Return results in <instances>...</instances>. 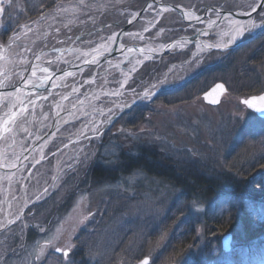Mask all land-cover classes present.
<instances>
[{
    "label": "rangeland",
    "instance_id": "obj_1",
    "mask_svg": "<svg viewBox=\"0 0 264 264\" xmlns=\"http://www.w3.org/2000/svg\"><path fill=\"white\" fill-rule=\"evenodd\" d=\"M157 1L168 2L0 0V78L15 86L40 63L28 88L0 97V156L14 162L46 137L0 171V264H264V195L196 194L222 178L264 191V118L242 103L264 90V28L227 47L224 34L235 19L224 12L259 0H170L184 17ZM149 47L161 50L145 58ZM218 82L212 105L203 95ZM142 151L161 159L154 172H123Z\"/></svg>",
    "mask_w": 264,
    "mask_h": 264
},
{
    "label": "trees",
    "instance_id": "obj_2",
    "mask_svg": "<svg viewBox=\"0 0 264 264\" xmlns=\"http://www.w3.org/2000/svg\"><path fill=\"white\" fill-rule=\"evenodd\" d=\"M9 33H4L3 37H8ZM141 153H144L143 155L141 154L140 157H136L134 159H129L126 164V162L124 163V161H121V166L122 167H126L123 168V172L127 170V167L132 166V163H138V168H142L143 170H146L148 172H154L153 169H156V165L153 164V161H161L160 158H158V154L156 152L150 151V152H145L142 151ZM152 159V162L150 161ZM148 161L149 163L147 164ZM93 174H99L100 173V169H97V167H94V169L92 170ZM111 176V175H109ZM233 180H231L230 178H222L221 180L219 179H214L212 180V182H209V180H207V182L203 185V188L199 189V191L196 193L198 195H203L204 197L208 198V197H212L214 196L216 193L218 192H225L229 195H239V197H241L242 195H250V196H255L256 197H260L261 195H264V191L260 190H253L251 187L250 182H246L245 180L240 181L239 183H235V185L232 183ZM234 185V186H233ZM253 237V236H252ZM248 240H251V242H249ZM245 242H249L248 243V249H252L253 247V243H256V241L254 239H251V237H248L246 239ZM256 248H259V246H255L252 250L253 252L256 250ZM250 254V253H249Z\"/></svg>",
    "mask_w": 264,
    "mask_h": 264
},
{
    "label": "water",
    "instance_id": "obj_3",
    "mask_svg": "<svg viewBox=\"0 0 264 264\" xmlns=\"http://www.w3.org/2000/svg\"><path fill=\"white\" fill-rule=\"evenodd\" d=\"M157 2H159V1H157ZM159 3H160V2H159ZM160 4H162V3H160ZM165 5L168 6V7H170V8H172V9H175V10L178 11L179 14H181L183 17H184V13L187 11L185 8H182V7H180V6H178V5H175V4H165ZM262 7H264V0H259V2H258V4L256 5V7L253 8V9H251V10L248 11V12H232V13H230V12H224V15H225V17H226V16H229V15H230V16L232 15V16H235V17H239V18L246 19V18H248V17L250 18L251 16L255 15L259 10L262 9ZM142 12H144V10L141 11L140 14H142ZM138 17H139V16H137V19H138ZM133 21H134V20H133ZM131 25H132V21H129V23H128L127 25L124 26V29L122 30V33L125 32L126 29L129 28ZM122 33H121L120 36H122ZM119 44H120V37H119V39H118L116 45H119ZM173 44H175V42L168 43L167 45H165V47H171ZM32 66H33V65H32ZM32 66H30V68L28 69V71L26 72V74L21 78L19 84L15 85L13 88H5V89L0 88V97H2V96H1V92L3 93L4 90H5V91H6V90L8 91V90H10V89H14L15 91H19V90H21V89H22V86H24V81H25V79L27 78L29 72H31V70H32ZM72 68L75 69V68H77V66H76V67H72ZM72 68H71L70 70H72ZM59 74H60V72H56V73H54L53 78H54V76H57V75H59ZM218 85H222L223 87H222V88L217 87ZM29 86H30V85L26 84V86H24V87H25V88H28ZM225 90H226V85H225L223 82H218V83H216V84H215L210 90H208V91L203 95V96H204V99H205V101H206L207 103H209V104H212V105H218V104L220 103L221 99H222V95L225 93ZM3 96H4V95H3ZM262 96H264V91H263L262 93H260V94L252 95V96H249L248 98L242 99V103L245 104V103H244L245 100H250V99H252L253 97H262ZM253 103L259 105V104H261V103H264V101L255 100V101H253ZM245 105H246V104H245ZM246 106H247L248 109H250V110H252L253 112H255L258 116L264 118V113L257 112V111H255L254 109L249 108L248 105H246ZM230 240H231V235H227V236L225 237V239H224V241H225V247H224L225 250H230ZM57 252L60 253V252H62V250H61V249H57ZM68 252H69L68 250L65 251V253H68ZM145 260L149 261V258L146 257V258L144 259V261H145ZM144 261H143V263H144Z\"/></svg>",
    "mask_w": 264,
    "mask_h": 264
},
{
    "label": "bare ground",
    "instance_id": "obj_4",
    "mask_svg": "<svg viewBox=\"0 0 264 264\" xmlns=\"http://www.w3.org/2000/svg\"><path fill=\"white\" fill-rule=\"evenodd\" d=\"M191 15V14H190ZM187 17H189V16H187ZM190 18H191V16H190ZM216 20H211V21H208V28H206V30H210L211 31V29L213 28V26H215V24H216V22H215ZM230 23V25L232 26L231 27V29H230V31H226L224 34H227V35H230L231 36V40H230V42H228V43H226L227 45L225 46V47H227V46H231V45H234V43L238 40V39H235L234 40V42H232L233 41V37L234 36H236L237 35V32H238V29H237V27H236V25L237 24H240V25H248V22H247V20L246 19H241V18H239V17H235V19H232V21L231 22H229ZM208 34V32L207 31H200V33H199V35L198 36H200V37H204V36H206ZM203 42V41H202ZM106 48V46H105V44H104V48H102V51L104 50ZM152 48H150L149 47V51L148 50H146V52L144 53V57L145 58H150V56H151V54H152V52H153V50L155 51V52H159L161 49H157V50H155V49H153V50H151ZM129 50L124 54V56H123V58H124V60H122V61H125L127 58H128V55H129ZM131 52V51H130ZM120 62V61H118L117 63L118 64H122L123 62ZM73 69V68H72ZM4 79H6V80H4ZM4 79H2V86H1V88L2 89H5V88H8L9 87V85H8V79H9V77L7 76V77H5ZM10 87H12V86H10ZM7 90L5 91H3V93L1 92V96H6L7 95ZM56 128H57V126H55V127H53V129H52V131H51V134L53 133V131L54 130H56ZM45 139H46V137H44L43 139H41L35 146H33L32 147V149L30 150V152H29V154L34 150V148H36V147H38L39 145H41V143H43V144H46L45 142ZM42 144V145H43ZM29 154H27V153H24V154H22L20 157H17V159L14 161V162H11V163H8V162H6L5 161V159L2 157V156H0V171L2 170H8V171H14V169L17 167V165H18V163L20 162V161H22V160H24L25 158H27L28 157V155ZM20 165V164H19Z\"/></svg>",
    "mask_w": 264,
    "mask_h": 264
},
{
    "label": "snow or ice",
    "instance_id": "obj_5",
    "mask_svg": "<svg viewBox=\"0 0 264 264\" xmlns=\"http://www.w3.org/2000/svg\"><path fill=\"white\" fill-rule=\"evenodd\" d=\"M0 11H3V9L0 8ZM236 27L238 29V32H237V35L233 37V41L232 42H234L235 39H239L241 36H243L245 31H252L254 28L258 27V25L250 22L248 25L237 24ZM161 87H163V83H162ZM217 87L222 88L223 86L222 85H218ZM151 94H154V93H150L149 91H146L144 93V97L145 98H149ZM255 100L264 101V96H262V97H253L250 100H245L244 103L246 105H248L249 108H252V109H254L257 112L264 113V103H261V104L257 105L255 103H253V101H255ZM11 119H12V117L9 118V120H11ZM8 122L9 121H4L3 123L7 124ZM5 130H7V129H5ZM65 255H67V253H65ZM144 264H148V261L145 260Z\"/></svg>",
    "mask_w": 264,
    "mask_h": 264
},
{
    "label": "flooded vegetation",
    "instance_id": "obj_6",
    "mask_svg": "<svg viewBox=\"0 0 264 264\" xmlns=\"http://www.w3.org/2000/svg\"><path fill=\"white\" fill-rule=\"evenodd\" d=\"M163 1V0H162ZM168 2H166V4H175V3H173V2H171L170 0H167ZM193 10H195V9H193ZM213 10H217L218 11V8L217 7H215V5L213 6H210L209 8H206L205 10H204V13L202 14L204 17H207L208 15H209V13L210 12H212ZM196 15V14H195ZM202 15H201V17H202ZM203 18V17H202ZM202 18H197L195 21H198V22H200V20L202 19ZM256 20H257V24H260L261 22H263L264 21V15L262 16V17H259V18H256ZM200 32V31H199ZM198 32V33H199ZM173 85V84H172Z\"/></svg>",
    "mask_w": 264,
    "mask_h": 264
}]
</instances>
